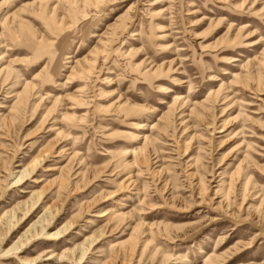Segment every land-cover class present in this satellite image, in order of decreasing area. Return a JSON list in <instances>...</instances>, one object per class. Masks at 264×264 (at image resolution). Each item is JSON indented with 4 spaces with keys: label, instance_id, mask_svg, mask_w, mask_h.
I'll list each match as a JSON object with an SVG mask.
<instances>
[{
    "label": "rangeland",
    "instance_id": "obj_1",
    "mask_svg": "<svg viewBox=\"0 0 264 264\" xmlns=\"http://www.w3.org/2000/svg\"><path fill=\"white\" fill-rule=\"evenodd\" d=\"M0 264H264V0H0Z\"/></svg>",
    "mask_w": 264,
    "mask_h": 264
}]
</instances>
